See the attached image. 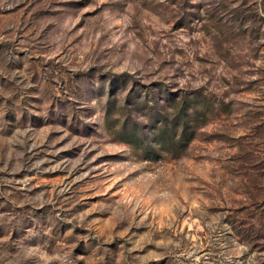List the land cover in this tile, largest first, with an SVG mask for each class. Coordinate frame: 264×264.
<instances>
[{"label":"rangeland","instance_id":"1","mask_svg":"<svg viewBox=\"0 0 264 264\" xmlns=\"http://www.w3.org/2000/svg\"><path fill=\"white\" fill-rule=\"evenodd\" d=\"M0 264H264V0H0Z\"/></svg>","mask_w":264,"mask_h":264}]
</instances>
